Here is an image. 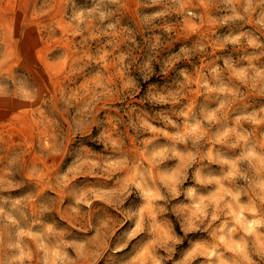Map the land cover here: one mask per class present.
Masks as SVG:
<instances>
[{
	"label": "clouds",
	"instance_id": "obj_1",
	"mask_svg": "<svg viewBox=\"0 0 264 264\" xmlns=\"http://www.w3.org/2000/svg\"><path fill=\"white\" fill-rule=\"evenodd\" d=\"M8 110L0 264H264V0H0Z\"/></svg>",
	"mask_w": 264,
	"mask_h": 264
},
{
	"label": "rangeland",
	"instance_id": "obj_2",
	"mask_svg": "<svg viewBox=\"0 0 264 264\" xmlns=\"http://www.w3.org/2000/svg\"><path fill=\"white\" fill-rule=\"evenodd\" d=\"M22 2L27 6L28 0H22ZM21 14L19 12H14L12 15L7 16L6 19L11 23V25L18 31L19 30V20ZM24 48L27 51L30 57V67L33 70L34 75L36 76L37 82L41 86L51 88L52 81L49 80L48 76L50 72L59 71V65L53 61V57L57 55L55 51H52L53 43L49 41L46 35L39 33L35 28L29 31L24 41ZM161 83L163 81H160ZM151 83V81H150ZM146 87V86H145ZM143 93H141L142 95ZM14 110L0 111V131H6L9 136H11L13 142H18L22 137H27L29 134V129L26 126V121L21 119L19 124H13L10 127L5 128L6 125L11 124V118ZM20 124H25V127H21ZM96 135V132L93 131V136ZM83 143L87 148L99 151L100 147L94 143L89 138L83 140H77L76 144ZM76 144L70 143L68 147L75 148ZM30 155L35 156L36 153H31ZM49 166L55 167L61 163L67 164L68 160L63 159L62 157H57L54 159H49L46 162ZM167 220L172 223L175 227L177 234H181L179 225L174 216H168ZM207 237L198 233L195 237H190V239H206ZM136 246L134 241L131 246H129L125 251L118 254L121 257H129L130 255L134 257L133 248ZM187 241L177 249L179 253L182 249L187 248ZM103 264V262H102Z\"/></svg>",
	"mask_w": 264,
	"mask_h": 264
}]
</instances>
